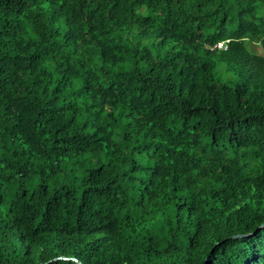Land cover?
<instances>
[{"label":"trees","instance_id":"16d2710c","mask_svg":"<svg viewBox=\"0 0 264 264\" xmlns=\"http://www.w3.org/2000/svg\"><path fill=\"white\" fill-rule=\"evenodd\" d=\"M0 264H264V0H0Z\"/></svg>","mask_w":264,"mask_h":264},{"label":"built area","instance_id":"2783aa9c","mask_svg":"<svg viewBox=\"0 0 264 264\" xmlns=\"http://www.w3.org/2000/svg\"><path fill=\"white\" fill-rule=\"evenodd\" d=\"M222 46H223V44H221V43L218 45L219 48H221Z\"/></svg>","mask_w":264,"mask_h":264},{"label":"rangeland","instance_id":"374dc122","mask_svg":"<svg viewBox=\"0 0 264 264\" xmlns=\"http://www.w3.org/2000/svg\"><path fill=\"white\" fill-rule=\"evenodd\" d=\"M250 48H252V47H250ZM255 49H256V50H258V51L260 50V48H259V47H255Z\"/></svg>","mask_w":264,"mask_h":264},{"label":"clouds","instance_id":"9594fccd","mask_svg":"<svg viewBox=\"0 0 264 264\" xmlns=\"http://www.w3.org/2000/svg\"><path fill=\"white\" fill-rule=\"evenodd\" d=\"M222 44V43H221Z\"/></svg>","mask_w":264,"mask_h":264}]
</instances>
